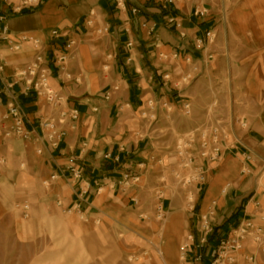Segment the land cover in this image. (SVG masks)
Returning <instances> with one entry per match:
<instances>
[{
    "label": "crops",
    "instance_id": "obj_1",
    "mask_svg": "<svg viewBox=\"0 0 264 264\" xmlns=\"http://www.w3.org/2000/svg\"><path fill=\"white\" fill-rule=\"evenodd\" d=\"M123 1L124 8L117 9L113 0H42L37 7L19 14H11L0 6V11L7 14L9 31L39 39V51L49 59L62 50L64 41H73L67 71L72 78L79 79L78 83L62 79L51 64L49 83L67 99V107L78 110L79 117L73 122L74 128L70 129L68 124L63 126L67 134L57 149L42 146L33 139L6 138L3 130L10 125V121L2 119L6 114V96L3 93L0 95V146L6 156L20 162V168L27 166L37 183L65 170L72 162L78 166L82 172L81 179L73 186L68 174L58 176L50 182L49 198L58 201L63 208L79 201L81 211L86 215L98 210L95 204H102L107 195L117 198L125 207L136 206L137 211L144 197L152 195L159 184L157 178H153V170L163 172L169 163L174 164L172 152L160 149L164 148L163 145L151 140L154 135L148 134L147 128L133 127L131 123L136 111L145 108L146 100L154 99L160 103L167 100L169 103L166 92L174 86L170 76L176 71L175 59L171 55L176 52L180 58L190 57L199 66L192 88L205 83L211 68L205 64V59L213 53L207 47L201 50L196 41H204L205 31L215 29L217 19L213 11L206 18L199 19L192 14V9L188 8L184 13L179 8L173 10L168 7L167 10L156 0ZM134 8L138 11L136 14L130 12ZM168 15L174 16L181 27L176 29L167 25L165 19ZM143 24L146 27L155 25L154 31L148 34ZM53 29L65 36L54 39L50 35ZM99 29L107 30L98 34ZM127 41L132 42L131 48L125 46ZM36 52L28 44L19 51H10L0 43L3 81L13 80L14 72L28 63ZM228 55L230 60L233 56L228 122L241 117L246 120L247 127L240 129L237 125H230L228 143L231 147L207 172L201 190L194 192L195 212L187 214L181 207L179 212L171 213L166 227H171L174 238L184 239L183 233H191L197 238L198 217L207 213L211 214L213 238L223 236L240 218L255 213L254 200L259 201L258 211L264 214V193L257 187V169L264 165V54H260L262 67L258 78V70L251 69L247 77L245 75V79L239 81L235 80L236 73L243 71L246 74L250 67L245 59L243 63L242 59L236 61L235 50L230 48ZM105 65L107 70H103ZM184 70L188 72L190 65L186 64ZM113 87L117 90H111L109 99L105 100L104 93ZM237 88H243V93L237 94ZM12 91L32 123L27 127L38 132L39 119L51 114L50 107L43 98L33 93L26 97L21 95L20 83ZM216 101L218 99L213 103L216 104ZM214 114L213 118L217 119ZM138 129L144 131L148 139L137 138L134 132ZM235 138L240 140L238 145L232 144ZM36 149H42L41 154H35ZM125 175L128 186L123 182ZM132 178L136 179L134 183ZM140 180L141 183H138ZM165 193L170 198V201L165 199L166 209L173 208L178 200L182 202L181 195ZM131 199L136 200V205ZM180 218L181 224L177 225ZM172 245L175 246V243Z\"/></svg>",
    "mask_w": 264,
    "mask_h": 264
},
{
    "label": "rangeland",
    "instance_id": "obj_2",
    "mask_svg": "<svg viewBox=\"0 0 264 264\" xmlns=\"http://www.w3.org/2000/svg\"><path fill=\"white\" fill-rule=\"evenodd\" d=\"M156 1L164 4V0ZM176 6L181 13L194 7L215 13V37L210 43L204 42L201 48L207 47L213 53L211 59H205V64L211 66L210 72L205 83L198 88H192L195 77L188 86L183 84L181 87L178 85L179 89L174 86L169 88L171 92H166L169 103L166 100L163 107L158 102L154 121L141 118L143 109L131 117L133 127L147 128L148 134L154 135L151 140L163 145L164 148L160 149L172 152V161L175 160L174 146L178 137L199 125L206 126L210 120L208 111L210 115L215 113L222 123L228 122L229 92L232 91L233 81L230 71L233 56L230 60L229 49L235 50L236 61L242 59L243 63L246 60L250 67L246 74L237 72L236 81L245 79L251 69L258 70L253 72L258 78L262 67L260 54H264V0H181L176 2ZM166 9L169 8L166 6ZM173 62L176 71L170 76L172 85L180 81L186 66L182 57ZM236 90L237 94L243 93V88ZM210 98H213L211 102L205 103ZM215 99L218 101L212 106ZM177 100L181 101L176 103ZM185 103L190 105L189 115L183 112ZM134 133L137 138L148 139L144 131L138 129ZM34 153L37 154L36 150ZM0 157H4V164L0 166V264H177L179 247L186 233H183L184 239L174 238L173 230L166 226L171 213L184 207V191L175 186L172 176L175 166L172 162L163 172L153 170V178H157L160 185L154 191L160 187L164 192L181 195L182 202L178 200L171 209L165 206L164 219L157 220L154 191L144 197L137 211L136 206L125 207L117 198L107 195L102 204H95L98 210L90 215L63 213V205L57 206L58 201L49 198L50 188L42 186L43 180L35 182L27 166L20 168V162L6 156L2 145ZM257 170V187L264 193V165L261 164ZM164 196L170 201L166 193ZM23 204L29 206L27 217L21 212ZM179 223L181 218L177 225ZM158 251H161L162 257L157 255ZM249 252L255 253L254 264H264V252L255 250L251 243L243 244L239 259L242 260Z\"/></svg>",
    "mask_w": 264,
    "mask_h": 264
},
{
    "label": "built area",
    "instance_id": "obj_3",
    "mask_svg": "<svg viewBox=\"0 0 264 264\" xmlns=\"http://www.w3.org/2000/svg\"><path fill=\"white\" fill-rule=\"evenodd\" d=\"M181 0H164L165 7L177 10L176 2ZM42 0H0V6L5 7L11 14H19L25 10L37 7ZM117 9L124 8L123 0H113ZM132 14H136L137 9H131ZM192 14L204 19L208 15V10L205 8L194 7ZM7 14L0 11V43L5 44L10 51H19L24 45H31L37 52L31 60L21 68L14 72L13 80L9 82L3 81L2 69L0 65V95L5 93L6 96V114L2 117L3 120L10 121V125L3 130V136L6 138L15 137L23 141L33 139L34 142L40 143L42 146H48L52 149H57L62 139L66 136L67 130L63 127L65 124L73 129V122L79 117V112L75 108L67 107V99L55 91L49 83L52 72V66L57 69L58 75L67 81L74 80L78 83V78H72L67 71L68 62L71 59V49L73 46L72 40L63 42V47L60 52L53 55L52 59L47 58L40 53L41 42L35 37L25 34H13L9 31L7 25ZM166 24L174 28H180L181 24L177 22L174 16L168 15L165 19ZM90 24V21L88 22ZM146 27L145 24L142 25ZM148 34L154 31L155 25L146 27ZM107 29H99L97 33L105 32ZM51 37L59 39L64 37L57 29L50 31ZM180 36L183 34L180 33ZM215 34L212 29L205 31L204 41L199 39L196 41L200 48L204 47V42L210 43L214 39ZM127 48L132 47V42L127 41ZM165 58L164 55H160ZM172 59L180 58L179 53L174 52L171 55ZM184 62L190 65V70L183 74L178 83L174 84V88H180L183 84L187 85L199 73V66L192 62L190 57H182ZM208 59L212 58L210 54ZM52 66H51V65ZM107 70V65L103 67ZM21 84V95L24 97L33 93L36 97L43 98L46 104L51 109V114L39 119L38 132L33 128H28L32 125L22 106L19 103L18 96L12 91L14 86ZM180 85V87H178ZM117 90L116 87L106 91L103 95L105 100L110 97V91ZM161 104V103H160ZM158 101L154 99L146 100L145 108L141 111V118L148 119L151 122L156 119V108ZM215 104L213 103L212 106ZM165 107L166 103L162 102ZM183 112L185 115L190 114V105L183 104ZM95 111V110H94ZM209 121L207 125H199L183 134H181L174 146V166L172 176L175 181V186L184 191V210L189 214L195 212L194 192L200 191L201 187L206 182L207 172L213 168L223 156L224 151L230 148L228 143L230 138V125H237L240 129L247 127V122L244 118H235L228 123L213 118V114L207 113ZM36 134L32 137V133ZM240 140L235 138L232 141L233 145H238ZM229 144V145H228ZM42 149H36L37 154H41ZM4 164V159L0 158V166ZM68 174L70 182L73 186L81 179V169L72 162L65 170H61L57 174H53L47 180L42 181V186L49 188L50 182L57 179L58 176ZM132 183L136 181L131 179ZM124 185H129L127 175L123 177ZM163 182V179H161ZM131 185V184H130ZM81 190V189H80ZM157 204L155 205V215L157 220H163L165 216V196L164 189L157 188L154 191ZM131 202L136 205V200L131 199ZM60 206V203H57ZM255 213L242 217L238 220L230 230L223 236L213 238L214 228L211 222V214H203L198 217L197 238L193 234H187L183 243L179 247L177 264H254L255 253L249 252L239 259V252L243 244L251 243L255 250L264 252V214L260 213V203L258 200L253 201ZM22 214L27 217L29 206L23 204L21 206ZM62 212L71 214L73 212L84 215L81 211V203L75 201L69 207L62 208ZM142 215H140L141 217ZM206 249H209L206 252ZM157 255L162 257L161 251ZM241 260V261H240Z\"/></svg>",
    "mask_w": 264,
    "mask_h": 264
}]
</instances>
